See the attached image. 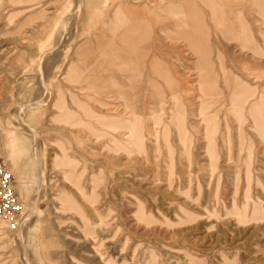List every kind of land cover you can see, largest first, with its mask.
<instances>
[{
  "label": "rangeland",
  "instance_id": "374dc122",
  "mask_svg": "<svg viewBox=\"0 0 264 264\" xmlns=\"http://www.w3.org/2000/svg\"><path fill=\"white\" fill-rule=\"evenodd\" d=\"M17 1L0 0V156L23 209L0 219V264H264L258 16L229 0L250 25L236 35L221 0H180L182 25L204 15L208 40L171 30L158 53L150 37L138 78L97 95L79 88L93 0ZM228 78L248 94L236 109Z\"/></svg>",
  "mask_w": 264,
  "mask_h": 264
},
{
  "label": "crops",
  "instance_id": "0c3cea01",
  "mask_svg": "<svg viewBox=\"0 0 264 264\" xmlns=\"http://www.w3.org/2000/svg\"><path fill=\"white\" fill-rule=\"evenodd\" d=\"M192 1L189 0L190 6L193 4ZM238 1L240 10L243 11L242 14L258 16L264 25V0ZM221 6L220 12L226 15V19L232 23L231 29L236 31V35H239L237 24L246 23L249 25V23L244 15L240 16L238 23L232 21L235 7L232 2L230 4L229 0H221ZM164 7V0H93L88 9L87 18L82 17L79 13L80 22L92 19L91 30H94V33L91 38L96 44L93 59L89 62L85 60L81 71L80 83L87 80L89 84L79 88L93 90L94 93L100 95L106 92L107 83L111 78H125L131 81L137 79L138 77L133 74L136 73L139 76L141 73L138 67V62L141 59L138 48L147 44L150 37H152L153 47L158 53L168 51L163 40L173 38L170 35L171 30H180L182 32L180 37L183 35L188 39V46H196L194 42L197 38L196 31L201 39L208 40L210 29L204 15H201L198 20L201 22L198 23L201 24L198 25L199 27L196 25V20L182 25L179 18L182 12L180 0H174L172 8L168 11ZM170 15L173 18H169ZM151 27L156 31L153 32V36H150ZM243 27L245 28V24ZM257 34L260 44L264 47V30ZM252 38L254 40L253 35ZM205 45L208 47V42H205ZM149 67L150 70H155L152 63ZM120 72H125V74L121 75Z\"/></svg>",
  "mask_w": 264,
  "mask_h": 264
},
{
  "label": "built area",
  "instance_id": "2783aa9c",
  "mask_svg": "<svg viewBox=\"0 0 264 264\" xmlns=\"http://www.w3.org/2000/svg\"><path fill=\"white\" fill-rule=\"evenodd\" d=\"M22 209L9 163L0 156V219L14 226L20 219Z\"/></svg>",
  "mask_w": 264,
  "mask_h": 264
},
{
  "label": "bare ground",
  "instance_id": "6f19581e",
  "mask_svg": "<svg viewBox=\"0 0 264 264\" xmlns=\"http://www.w3.org/2000/svg\"><path fill=\"white\" fill-rule=\"evenodd\" d=\"M253 6V5H252ZM244 30H246V28L244 29ZM236 32V31H235ZM249 32H250V30H249ZM229 33H230V31H229ZM241 33V32H240ZM240 33H239V35H240ZM228 34V33H227ZM236 41H237V39H236ZM243 48V47H242ZM229 79V81H227V85H228V89H230L231 90V92L232 93H230L231 95H232V99H231V106L232 107H234V106H236L235 107V109L237 108V106H240V105H243V103H245L246 101H247V98H248V94H247V92L244 90V89H242L240 86V84L239 83H237L236 81H234V80H230V78H228ZM201 82H203V81H201ZM200 85H201V83H200ZM203 100V99H202ZM215 102H216V100H212V101H210V102H205V105H204V108H207L206 106H207V104L208 105H213L214 106V104H215ZM202 104H204V103H202ZM217 106H214L212 109H209V110H207L206 111V113H208V116L209 115H212V118L214 119V118H216L217 117V113L215 112V108H216ZM239 108V107H238ZM201 109L204 111V109H203V106L201 105ZM234 109V108H233ZM212 112H214V113H212ZM201 113H205V111L204 112H201ZM210 113H212V114H210ZM260 115V114H259ZM236 116H237V118H238V120H241L242 119V114H241V111L240 110H238L237 112H236ZM252 117V120H253V124H254V130L255 131H260V130H262L263 129V126H264V124H260L259 122H257V118L255 117V116H251ZM237 120V121H238ZM130 122V124H131V126H137L138 125V122H140V121H137V120H134V121H129ZM242 122L243 121H241V123H239V129H242L243 128V126H242ZM108 127V126H107ZM121 129V128H120ZM118 130V129H117ZM126 134H129V135H133L132 133H131V130L130 131H128V132H126ZM229 134V133H228ZM141 136V135H140ZM230 138V137H229ZM136 146V145H135ZM239 146H242V144L239 142ZM7 157L8 158H10V156L7 154ZM26 192L27 191H24V193L26 194ZM1 223H3V224H5L7 227H8V225L4 222V221H0Z\"/></svg>",
  "mask_w": 264,
  "mask_h": 264
}]
</instances>
